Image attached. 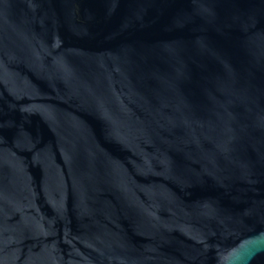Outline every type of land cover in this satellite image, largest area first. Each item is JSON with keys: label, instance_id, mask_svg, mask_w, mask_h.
<instances>
[{"label": "water", "instance_id": "1", "mask_svg": "<svg viewBox=\"0 0 264 264\" xmlns=\"http://www.w3.org/2000/svg\"><path fill=\"white\" fill-rule=\"evenodd\" d=\"M0 264H264V0H0Z\"/></svg>", "mask_w": 264, "mask_h": 264}]
</instances>
